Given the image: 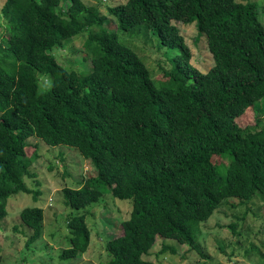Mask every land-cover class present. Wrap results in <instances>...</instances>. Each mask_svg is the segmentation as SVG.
Returning a JSON list of instances; mask_svg holds the SVG:
<instances>
[{"label":"trees","instance_id":"obj_1","mask_svg":"<svg viewBox=\"0 0 264 264\" xmlns=\"http://www.w3.org/2000/svg\"><path fill=\"white\" fill-rule=\"evenodd\" d=\"M1 12L0 222L11 197L32 194L37 202L43 194L32 170L38 146L27 153L31 137L73 149L92 166L80 186L63 188L70 231L60 260L88 251L89 209L105 194L132 206L128 218L119 217L123 235L106 241L101 264H156L146 255L159 236L160 252L177 253L172 240L204 257L201 228L217 208L255 197L264 207V19L257 0H124L106 12L84 0H6ZM108 18L116 29L105 26ZM174 21L196 23L206 37L209 71L193 65ZM119 30L145 33L169 51L170 67L160 60L163 77L152 76ZM82 33L90 57L77 70L55 50ZM247 110L254 122L242 127L237 119ZM20 217L33 251L44 209L26 205ZM231 227L240 232L237 223Z\"/></svg>","mask_w":264,"mask_h":264},{"label":"rangeland","instance_id":"obj_2","mask_svg":"<svg viewBox=\"0 0 264 264\" xmlns=\"http://www.w3.org/2000/svg\"><path fill=\"white\" fill-rule=\"evenodd\" d=\"M5 1L0 0V40L6 26V19L1 12ZM117 1L124 0H84L87 4L97 5L103 12ZM257 1L260 3V12L264 19V0ZM174 23L179 27L191 49L193 65L202 72L209 71L214 65V58L206 37L199 35L196 23L184 24L176 21ZM105 26L111 30L117 28L116 23L110 18L107 19ZM119 35L137 50L154 78L163 77L160 60L163 58V67H170L168 50L164 55L163 51L158 49V42L145 36V33L131 36V32L119 30ZM133 37L136 38L134 42ZM87 38L88 34L82 33L57 48L55 54L60 62L77 70L85 68L81 61L89 56L84 45ZM237 122L242 127L252 124L254 112L247 110ZM262 122L264 124V115ZM29 142L28 155H31L38 146L39 157L33 163L32 170L36 173L35 178L41 181L40 189L43 194L37 202L33 200L32 194H18L10 198L9 215L0 222V264H52V262L101 264L107 258L106 241L124 233L119 217L122 220L129 217L131 200H121L105 194L99 204L89 209L87 222L92 228V239L88 251L68 260H60L58 255L69 245L66 235L70 231L66 222L68 208L64 204L63 188L80 186L83 176H92V166L88 160L81 158L75 150L66 146L52 147L34 137L29 138ZM67 172L70 174L66 175ZM28 185L31 188L38 186L34 184L33 179L28 181ZM255 198L252 202L239 203L237 207L222 205L202 225L203 233L199 238V244L204 257L190 246L172 240L167 242L177 244V253L160 252L164 239L159 236L146 258L156 264H192L201 261H206L208 264H261L262 259L258 252L264 253V207L261 200ZM26 205H40L45 215L43 235L35 243V247H32L33 251L26 250V241L31 232L21 224L20 212ZM234 223H237V230L240 232H234L231 227ZM219 240L225 243L223 249L218 245ZM22 258L26 261H20Z\"/></svg>","mask_w":264,"mask_h":264}]
</instances>
